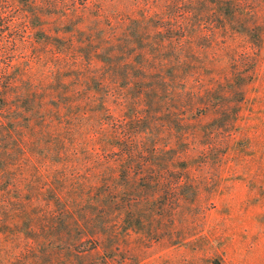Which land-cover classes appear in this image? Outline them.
Returning a JSON list of instances; mask_svg holds the SVG:
<instances>
[{
  "label": "rangeland",
  "instance_id": "rangeland-1",
  "mask_svg": "<svg viewBox=\"0 0 264 264\" xmlns=\"http://www.w3.org/2000/svg\"><path fill=\"white\" fill-rule=\"evenodd\" d=\"M134 1L0 0V264H264V0Z\"/></svg>",
  "mask_w": 264,
  "mask_h": 264
},
{
  "label": "trees",
  "instance_id": "trees-1",
  "mask_svg": "<svg viewBox=\"0 0 264 264\" xmlns=\"http://www.w3.org/2000/svg\"><path fill=\"white\" fill-rule=\"evenodd\" d=\"M206 1L207 0H135L134 8H137L141 12V21L138 20V22L142 29L151 30L152 28H155V30L160 33L163 30H174L175 32L182 33L180 34L181 37L179 38L180 45H182V36L184 35L183 38L188 40L189 37H187L186 34L191 28H196L199 26L198 24L201 20L200 17H203L206 13L204 6ZM147 18H151L152 20L154 19L156 21H152V23L149 24L148 22L144 21ZM194 19H196V21ZM13 22V19L11 21H0V28L6 29L9 26H12ZM201 27L196 28L197 31H200ZM11 91V82H6L0 90V93H2L3 98L7 99ZM5 111L6 109H2L0 111V125L3 124L1 117L7 115V113H10V110L6 112ZM96 122L99 123V120ZM94 129L97 131L94 133L96 135L94 141L99 142V145L102 147V151L105 153L103 154L108 156L107 151L110 148V135L107 132L106 126H104V123L101 121L98 127H94ZM121 154L124 155V149L121 150ZM61 194L62 193L56 194L57 200H61Z\"/></svg>",
  "mask_w": 264,
  "mask_h": 264
}]
</instances>
